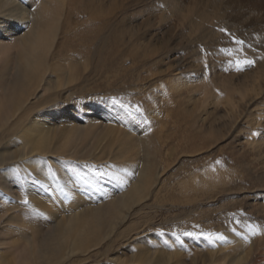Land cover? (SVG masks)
Returning a JSON list of instances; mask_svg holds the SVG:
<instances>
[{
  "label": "bare ground",
  "instance_id": "obj_1",
  "mask_svg": "<svg viewBox=\"0 0 264 264\" xmlns=\"http://www.w3.org/2000/svg\"><path fill=\"white\" fill-rule=\"evenodd\" d=\"M27 1L0 0V264H87L92 253L98 251L96 255L101 257L98 249L109 239L103 252L105 255L115 242L124 238L125 230L119 231L121 225L129 218L130 211L147 198L149 189L158 180L155 165L149 160L124 159L123 154L126 155V150L129 153V146L132 149L144 142L142 136L133 139L131 132L118 133L121 129H116L115 124L111 127L112 115L117 116L120 112L119 115L124 116L119 106L99 99L100 91L93 88L86 91L88 94L83 87L76 88L77 93L66 92L69 82L62 68L74 64L73 57H94L92 44L88 47L83 42L97 36L100 28L84 32L71 29L63 34L59 48L53 52L57 32L49 43L43 22L51 5L47 0H41L38 15L35 13L37 17H34L26 7ZM158 1L165 2L162 9L170 12L172 17L168 16L175 20L176 27L184 31L190 44L196 47L186 61L185 78L192 74V78L200 76L202 81L191 79L185 92V98L196 107L189 115V124L195 126L200 120L206 122V107L223 104L230 111L233 122L238 111L245 110L247 113L241 117L250 124L247 129L251 132L254 127L264 129V0H185L180 4L176 0ZM123 4L122 9L126 7ZM112 7L108 17L101 16L104 21L99 23L111 31L114 22L109 17L118 10L115 1ZM164 17L165 14H161L160 18ZM220 29H226L232 35H226ZM232 37L245 42L242 52ZM76 41L80 44H75ZM156 44L140 37L134 40L131 34H121L114 48L109 50L107 63L111 68H107L106 75L123 78L130 74L129 71L143 67L142 72L147 71L149 75L140 74V79L151 77L167 59L164 53L169 48L168 42ZM11 50H15L17 57L13 64ZM244 57L255 63L237 71L234 62ZM122 63L128 66L116 69ZM76 80L80 79L76 77ZM112 89V85H107L104 88L106 95L112 96L115 91ZM59 93L60 97L68 94L73 99L62 100ZM128 94L133 95L127 91ZM181 97L184 94H177L179 103ZM85 99V103L81 101ZM77 101L83 102L79 108L75 105ZM198 111L202 112L200 118ZM59 120L69 124L65 126L58 123ZM126 120L136 132L137 125L130 117ZM62 129L66 141L57 144ZM92 129L97 130L96 133L99 129L104 131L97 134L96 143L107 141L105 151H112L117 136L120 139L124 135L129 142L125 140V149L111 158H92L96 145L89 143V147L80 149ZM114 130L116 137L110 141L107 132ZM97 146L96 150L102 145ZM250 146L253 150L264 148V144H256L253 140ZM203 174L207 181L220 179L213 176L211 170H205ZM115 175H119L120 180L113 179ZM194 183L195 190L204 188ZM25 198L27 205L23 203ZM131 226L126 231H130ZM136 237L139 239H134L135 244L129 245L133 253L131 264H170L161 252L153 258L151 251L159 252V244L140 246L142 240L150 242L151 237L146 234ZM122 258L113 255L109 264H120Z\"/></svg>",
  "mask_w": 264,
  "mask_h": 264
},
{
  "label": "rangeland",
  "instance_id": "obj_2",
  "mask_svg": "<svg viewBox=\"0 0 264 264\" xmlns=\"http://www.w3.org/2000/svg\"><path fill=\"white\" fill-rule=\"evenodd\" d=\"M40 1L29 0L30 3L26 2L27 9L32 12L31 15L34 14V17L38 15L37 9L41 4ZM47 1L51 7L46 14L47 18H43V22L47 29L49 43L57 32L53 52L59 48L58 43L60 44L62 41L63 34L69 33L71 29L84 32L100 28V33L97 36H92L86 41L88 45L83 42V45L93 48L94 57L81 59L77 56L73 57L71 61L74 64L62 68L68 76L67 81L69 82L66 92L70 90L69 92L72 94L73 92L77 93L76 88L79 87H83L87 94L86 91L89 89L90 91L99 90L101 95L99 94L97 97L101 100L112 102V98H117L124 103L140 105L150 122L143 123L139 118L132 119L130 117L133 124L137 125L135 132L128 125L127 117L124 119L123 110L112 103L124 116L119 115L120 112L116 113L117 116L112 115L111 127L115 124L116 129H121L118 130V133L119 131L131 132L133 139L138 136L143 137L144 144L136 145L135 148L133 146L132 149L129 146L130 151L127 153L126 150V155L123 154L124 159L133 157L138 161L149 160L155 165V174L157 175L155 178L158 180L149 189L147 198L130 211L128 220L126 219L121 225L119 231L125 230L124 238L115 242L108 255H105L103 252L110 243L109 239L98 249L101 252V257L96 255L98 252L96 251L91 254V260L87 264H109L110 258L116 254L123 257L121 263L131 264L133 253L130 252L129 245L135 244L134 239H139L136 237L137 235L145 234L147 237H151L150 242L145 243L142 240V244H137V246L145 248L159 244L157 247L159 252L155 254L154 250L151 251L154 253L153 258H157L161 252L170 261V264H264V234L249 236L246 228V225L250 223L261 225L264 228V148L253 150V146H250L251 140L256 144H264V140L261 139V137L264 139V129L254 127L253 132L247 129L250 128V124H247L245 118L241 117L247 113L245 110L242 113L238 111L239 113L235 115L236 121L233 122L230 111L223 104L218 107L214 105L206 107L208 117H206V122H203V126H201L203 124L201 120L199 125L189 124V115L196 107L190 103L189 98H185V92L191 79L202 81L200 76L192 78V74L187 75L190 79L185 78V72L188 69L186 61L193 55L196 47L190 44L186 33L176 27L175 20L169 17L171 16L170 12L162 9L165 2L125 0V4H123L124 0ZM114 1L118 10L115 15L109 17L114 22L113 31H111L105 25L101 27L99 23L101 20L104 21L103 16L108 17L109 11L113 9ZM184 1L176 0V3L180 4ZM122 4L126 6L124 9H122ZM155 5L158 9L155 8ZM42 14H45L44 11ZM42 14H40L41 17ZM161 14H165L163 19L160 18ZM59 15L61 16L59 17ZM63 15L65 16L63 17ZM121 15L123 16L121 17ZM93 19H96L97 23L93 22ZM121 34H131L134 40L140 37L148 42L151 41L154 45L163 41L169 43V48L164 53V57L167 59L151 77L140 79V74L145 77L149 75L147 71L142 72L143 67L138 68L139 70L129 71L130 74L123 78H121L122 76L106 75L107 68H111L110 63H107L110 55L109 50L114 48V44ZM75 44H80V42L76 41ZM89 44L92 45L89 46ZM10 53L13 64L15 59L17 61L15 50H11ZM11 56L9 57L11 58ZM102 65L103 67H101ZM123 65V63L118 64L119 67L116 69L128 66V64ZM76 77L80 80L77 81ZM107 85H112V90H115L112 96L106 95L104 88ZM127 91L133 95L128 94L127 96ZM60 93H64V91ZM179 93L184 94V97L180 98V103L176 98ZM60 98L63 100L71 97L66 94ZM81 101L85 103L87 99ZM81 101H77L78 103L75 104L78 105V108L83 103ZM179 104H181L180 107H178ZM67 106L66 102L65 107ZM197 114L199 118L202 117V112L198 111ZM120 120H123L124 125H121L123 123ZM60 122L65 126L69 124L62 120L58 121V123ZM62 131L58 133L62 132L59 139L56 140L57 144L66 141L65 130L62 129ZM91 131L86 141L81 143L80 149L89 147V143L92 146L96 145L95 151L93 150L95 156L92 158H109L108 156L111 158L114 154L123 151L124 146L127 145L124 135L120 139H117L118 136L114 138V136L116 137L114 130L107 132L109 135L107 139L112 141L114 138L112 151H105L107 141L101 140L100 143H96L98 141L96 137L104 131L100 129L98 133L95 129ZM104 136L105 134L102 137L104 138ZM60 138H62L61 141ZM124 141L125 144H123ZM127 141L129 142V139ZM98 144L102 146L96 150ZM107 158L106 160L110 161ZM216 161H220V163L217 164ZM205 170H211L212 175L220 179H214L213 182L205 180L203 174ZM193 183L200 184L204 188L195 190ZM131 225L133 228L126 231ZM232 229H236V231L234 232ZM161 230L163 235L160 234ZM183 231L222 233L227 237V240L217 241L213 245L203 237L195 239L181 235L183 241L181 244L176 241L172 232L180 234ZM115 235L116 233L112 237L114 238ZM244 236H249V239L246 241Z\"/></svg>",
  "mask_w": 264,
  "mask_h": 264
},
{
  "label": "snow or ice",
  "instance_id": "obj_3",
  "mask_svg": "<svg viewBox=\"0 0 264 264\" xmlns=\"http://www.w3.org/2000/svg\"><path fill=\"white\" fill-rule=\"evenodd\" d=\"M221 32H224L226 35L231 36V33H228L226 29H220ZM235 44L241 46L239 51H243V45L245 42L243 40L236 39L235 37H232ZM228 55H232L231 52H228ZM229 63H233L232 61H229ZM235 68L237 71H243L244 67H251L254 65L255 61L252 59H248L247 57H244L243 59H236L235 60ZM112 103L118 105L125 113L127 117H131L132 119H141L143 123H150L146 117V115L143 112V109L140 107V105H132L129 103H124L122 100L117 98H112ZM217 164L220 163V161H216ZM126 171V170H125ZM103 175V174H101ZM113 179L120 180L119 175L113 176ZM24 204H28V200L25 198L23 201ZM198 227V226H195ZM247 231L249 233V236H256L260 234H264V228H262L261 225L258 224H247L246 225ZM234 232L236 229H232ZM161 235H163V231L160 232ZM172 235L175 236L176 241L183 244V241L181 240V235L193 237L195 239H200L203 237L206 239L209 243L215 245L217 241H226L227 237H225L222 233H214V232H193V231H183L180 234H177V232H172ZM237 235H240V233H237ZM249 236H244L243 238L247 241L249 239Z\"/></svg>",
  "mask_w": 264,
  "mask_h": 264
}]
</instances>
